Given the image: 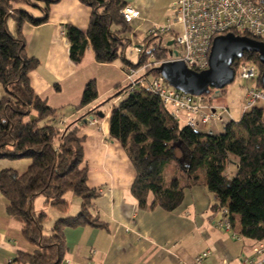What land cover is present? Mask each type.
<instances>
[{"label":"trees","instance_id":"obj_1","mask_svg":"<svg viewBox=\"0 0 264 264\" xmlns=\"http://www.w3.org/2000/svg\"><path fill=\"white\" fill-rule=\"evenodd\" d=\"M57 1L0 0V83L6 90L0 100V159L32 161L24 173L1 170L0 192L8 201L7 214L22 223L23 236L38 247L33 252L20 250L12 264H66V228L106 226L90 211L100 189L87 184L84 137L79 135L87 117L97 115V108L87 110L63 129L55 121L60 109L51 107L30 82L29 73L39 66L40 60L27 54L23 25L27 21L34 25L47 22L50 6ZM80 1L92 8V14L86 31L70 24L65 26L74 62H82L90 46L98 62L120 60L124 69L143 66L151 56L156 60L169 57L171 46L161 39L166 33H150L143 40L146 45L136 62L127 57L134 27L121 14L128 4L126 0ZM29 7L37 8L40 14L34 15ZM10 17L16 22L15 32L8 27ZM241 62H253L261 74L264 71L257 53L245 52L234 61V68ZM148 73L160 75L156 67H148ZM258 81L262 86L261 76ZM118 88L104 103L124 93L112 109L110 133L125 147L137 171L131 193L139 208L160 206L173 211L182 204L185 187L203 184L214 194L213 211L219 213L227 208L233 227L239 217L243 236L264 240V109L255 107L243 112L238 121L227 122L222 133L200 132L174 119L158 96L143 89L125 93L127 86ZM98 95L96 81H89L75 108L91 104ZM231 156L239 168L229 177L226 169ZM172 161L186 175L185 186L176 176L168 184L165 182L164 171ZM68 192L81 198V210L58 217L51 234H46L48 214L45 210L35 211L34 199L44 195L52 207L65 213Z\"/></svg>","mask_w":264,"mask_h":264},{"label":"crops","instance_id":"obj_2","mask_svg":"<svg viewBox=\"0 0 264 264\" xmlns=\"http://www.w3.org/2000/svg\"><path fill=\"white\" fill-rule=\"evenodd\" d=\"M176 1H171L165 25ZM126 2L142 13V18L133 24V39L143 42L156 27L147 16L151 17L157 0ZM91 14L92 8L80 0H59L51 4L47 22L34 25L27 21L23 25L27 54L40 60L39 66L29 73L31 85L51 107L60 109V126L64 129L91 108L104 113L98 124L81 126L79 135L84 137L83 166L88 170L87 184L100 189L90 211L106 226L66 228V264H191L197 255L208 249L212 252L203 264H243L241 258L244 254H253L257 240L240 233L237 219L234 223L236 237L233 231L216 226L221 215L213 211L214 194L205 185L185 187L184 200L173 211L160 206L139 208L131 193L137 171L125 147L110 133L112 109L123 99L124 93L104 103L120 89L118 85L126 86L123 63L120 60L98 62L91 46L82 62L76 63L70 57L65 26L70 24L86 31ZM91 80L97 84V99L76 109ZM5 95V87L0 83V100ZM100 104L103 105L99 107ZM105 104L108 109L102 111ZM230 120L228 111L223 119L212 121L210 128L202 131L222 133ZM31 163L28 158L0 159V171L13 169L24 173ZM237 163L231 156L226 169L229 177L238 171ZM174 176L185 186L186 175L172 161L165 168V182L168 184ZM152 201L150 194L149 202ZM7 204V198L0 192V264H9L20 250L27 251L31 247L23 236L22 223L7 214Z\"/></svg>","mask_w":264,"mask_h":264},{"label":"built area","instance_id":"obj_3","mask_svg":"<svg viewBox=\"0 0 264 264\" xmlns=\"http://www.w3.org/2000/svg\"><path fill=\"white\" fill-rule=\"evenodd\" d=\"M121 14L131 25L142 18L141 11L130 4L123 7ZM171 30L176 31L177 35L173 39L169 57L156 60L151 56L143 66L124 69L127 86L125 93L143 89L158 96L174 119L194 129L223 119L227 108L214 107L205 100V95L197 96L178 90L161 75L149 74L148 67L158 68L167 61H183L189 69L206 70L210 66L214 39L228 33L239 32L242 34L237 35H246L264 42V0H178L173 4L168 24L156 26L151 33H167ZM145 45L144 41H132V52L140 54ZM259 76L260 69L253 62H241L235 69V78L254 82L246 88L243 112L255 107L264 109V87L259 85ZM86 121L96 125L99 116H89ZM219 213L221 218L215 222L216 226L233 231L236 237L228 209L222 208ZM211 252V249L205 250L191 264H203ZM241 261L243 264H264V240H257L253 254H244ZM9 264H12V260Z\"/></svg>","mask_w":264,"mask_h":264},{"label":"water","instance_id":"obj_4","mask_svg":"<svg viewBox=\"0 0 264 264\" xmlns=\"http://www.w3.org/2000/svg\"><path fill=\"white\" fill-rule=\"evenodd\" d=\"M173 43V40H170L168 46H172ZM245 52L257 53L264 64L263 41L246 35L228 33L214 39L208 69L195 71L189 69L183 61H167L158 67V71L178 90L202 96L209 94L213 89L221 91L235 80L234 61L242 58ZM261 83L264 87V71L261 74ZM97 116L104 117V113L98 112Z\"/></svg>","mask_w":264,"mask_h":264},{"label":"rangeland","instance_id":"obj_5","mask_svg":"<svg viewBox=\"0 0 264 264\" xmlns=\"http://www.w3.org/2000/svg\"><path fill=\"white\" fill-rule=\"evenodd\" d=\"M171 1L173 0H157L156 8L153 11L151 17L146 15L148 17V20L151 21V25H156V26L165 25L167 16L169 15V12L171 9V4H172ZM29 9L34 12V15L40 14L37 8L29 7ZM8 27L10 31L15 32L16 22L13 17L9 18ZM176 35H177V32L174 30H171L165 35H163L161 39L164 38L163 39L164 41H170V40L175 39ZM129 36L131 37V40L134 41L133 34L130 33ZM157 41L159 42V38L157 39ZM127 57L134 62H136L138 59V54L132 52L131 45L127 48ZM253 84H254L253 81H247L245 79L236 77L235 80L231 84H229L228 86L224 88V90L222 91L215 90V91L210 92L209 94H206L205 100L209 102L211 105H213L214 107L219 106V107L227 108L226 112L229 111L230 119L238 121L243 114V105L245 103L244 98L246 94V88L252 86ZM107 107L108 105L105 104L104 106L101 107V110L107 111L108 109ZM59 116H60V113L57 114V117L55 120L57 123H59V120H58ZM48 121H53V120L50 119ZM211 124L212 123L209 122L207 125L198 126L196 130L203 132L202 130L205 129V127L210 128ZM66 197L70 201L69 206H68L69 210L66 212V214L61 213L56 208L52 207L51 203L47 201V198L44 195H39L34 199L33 205H34L35 211H37V213H40L41 211L45 210L48 214V217H47V220L44 226V231L46 234H51L54 222L56 221L58 217L63 216V215H69V214L75 215L80 211L81 198L77 195H74L72 192L67 193ZM218 217L219 216H217V218ZM237 223L239 224L238 216H237ZM37 248L38 247L36 245L31 244V247L29 248V250H27V252H33Z\"/></svg>","mask_w":264,"mask_h":264},{"label":"flooded vegetation","instance_id":"obj_6","mask_svg":"<svg viewBox=\"0 0 264 264\" xmlns=\"http://www.w3.org/2000/svg\"><path fill=\"white\" fill-rule=\"evenodd\" d=\"M222 90H223V89H222ZM222 90H221V91H222ZM212 91H215V89H213ZM212 91H211V92H212Z\"/></svg>","mask_w":264,"mask_h":264}]
</instances>
